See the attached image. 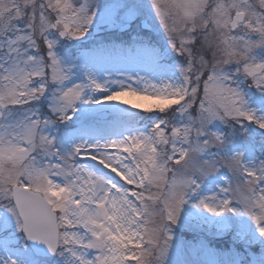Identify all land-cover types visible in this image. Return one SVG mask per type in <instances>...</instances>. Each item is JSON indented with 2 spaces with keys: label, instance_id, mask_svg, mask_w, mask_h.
<instances>
[{
  "label": "snow or ice",
  "instance_id": "snow-or-ice-1",
  "mask_svg": "<svg viewBox=\"0 0 264 264\" xmlns=\"http://www.w3.org/2000/svg\"><path fill=\"white\" fill-rule=\"evenodd\" d=\"M0 264H264V0H0Z\"/></svg>",
  "mask_w": 264,
  "mask_h": 264
}]
</instances>
